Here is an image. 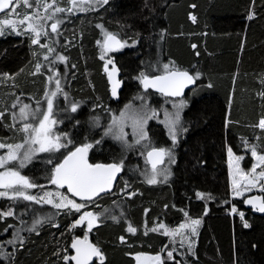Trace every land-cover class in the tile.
<instances>
[{"label": "trees", "instance_id": "obj_1", "mask_svg": "<svg viewBox=\"0 0 264 264\" xmlns=\"http://www.w3.org/2000/svg\"><path fill=\"white\" fill-rule=\"evenodd\" d=\"M29 3L35 11L36 3ZM101 29L131 44L111 60L119 81L116 96L105 71L108 61L100 57ZM48 42L66 58V68L58 67L64 87L80 102L62 121L71 145L54 163L75 146L91 144L89 162H115L122 170L111 191L85 201L51 183L48 154L31 159L20 168L36 185L30 194L61 190L85 207L76 212L0 197V264L64 263L72 235H84L73 227L84 211L99 216L89 237L101 249L103 264H134L133 255L141 252L159 254L163 264H264V215L252 214L245 196L232 199L237 212L229 215L227 180L229 148L243 157L244 169L252 162L246 143L264 154V130L256 125L264 118V0H108L69 15ZM42 59L29 36H0V141L21 140L5 109L14 96L42 95L45 76L34 71ZM160 61L196 79L183 97L168 98L186 100L175 143L162 123L147 122L149 147L172 149L175 156L171 177L152 184L141 178L143 150L123 149L103 134L100 119L142 92L140 74L157 73ZM146 93L157 108L166 99ZM187 218L200 220L191 238L172 230Z\"/></svg>", "mask_w": 264, "mask_h": 264}, {"label": "snow or ice", "instance_id": "obj_2", "mask_svg": "<svg viewBox=\"0 0 264 264\" xmlns=\"http://www.w3.org/2000/svg\"><path fill=\"white\" fill-rule=\"evenodd\" d=\"M73 7H80L82 4L86 3L87 0H71ZM104 3H107L108 0H103ZM16 0H0V11H3L9 8L11 5H14ZM24 3L31 7L32 5L29 3V0H24ZM52 7V5H45V10L47 11L48 8ZM82 10V9H81ZM13 13L15 9H12ZM55 12H63L65 9L62 8H55ZM67 11L71 12L72 8L67 9ZM54 15V13H53ZM32 17L25 15L24 19L20 21L23 24L25 21L31 20ZM47 19H52V16H48ZM193 19H195L193 17ZM0 24L10 26L17 35H20L21 32L16 28V22L10 19H4L0 21ZM58 23L51 24V29L53 32L57 31ZM98 27H100L98 25ZM39 25L29 23L26 31H31L35 33V38L32 39V44L39 43V37L41 36V32L38 30ZM4 32V28L0 27V35ZM47 35V33H44ZM105 47L109 48L111 46H120L123 47L124 44L121 43L113 34L105 33ZM42 47H48L47 45H41ZM195 47V46H194ZM49 53L55 51L54 49L48 47ZM103 59V55L101 56ZM44 59H48V56H45ZM66 58L64 56H58L57 60L64 61ZM108 63H111L109 61ZM164 74L157 75L153 78H149L144 73L140 74V82L143 84L144 88L147 89L149 87L157 89L159 92L163 93L166 96H180L183 92V89L186 87L187 84L193 83L196 77L190 75L187 71H181L176 69L175 67L169 66V64H164ZM37 71L41 69V65H36ZM107 65L105 67V71H107ZM116 72L115 66H113L112 71L109 72V80L113 81L112 85V95L116 96V89L119 86V81L113 80V74ZM51 79V77L49 78ZM61 91L60 88V81L59 79L56 80V91H52L50 94L46 93V102H47V110L42 113V119H39L38 124L33 125L31 123H23L21 131L26 134V139L23 144H8L5 145L0 143V148L7 147L9 149L7 156H0V168L4 167L11 161H16L18 159V153L20 149L24 148L25 145H29V147L19 156V165L20 167H24L26 161H30L32 158L33 153L39 152H56L59 151L62 147H67L66 144L61 143V137L58 135L52 134V126L56 123L55 120L51 119L53 115V107H54V98L58 95ZM183 101L180 102L179 105H176L177 109L183 106ZM16 107V105H13ZM77 104L72 103L71 111L75 112L77 110ZM126 109L130 107L129 105L125 106ZM28 109L29 105L24 104L19 109V119L20 120H27L28 119ZM3 114L0 113V116ZM126 112H121L120 117H113V124L110 126L109 131L105 133V135L110 134L111 129L113 127H119V135H116L115 138L117 140L122 141L125 145H127V141L124 139L123 133V126L121 121L124 120L126 117ZM153 115L155 113L153 112ZM180 120L179 111L175 113V119H169V132L173 138V142L175 143L176 134L173 125L178 123ZM147 123V117L144 118H132V125L134 129V133L136 136L139 137L137 139V143H140L141 140H145L148 137L147 132L145 131V125ZM258 127L264 130V118L259 121ZM70 142V141H69ZM33 145L38 147H32ZM130 147V145H127ZM247 148L250 149L251 155L256 158L258 161V165H253V172L255 173V169L258 166H264V154H261L258 151V146L253 144L246 143L245 145ZM91 144H84L81 147H77L75 151H69L67 155H63L62 161L55 162L53 159H49L48 163L54 164L52 169L51 175V183L57 185L60 188L66 187L67 191L70 192L73 196L79 197L81 200L92 201L94 198L99 197L101 193H104L111 189L113 181L116 178V174L121 171V164L112 163V164H90L87 160V152L88 149L91 148ZM228 155L230 160L232 158V149H228ZM165 156H171L170 150H166L164 148L153 149L147 153L148 163L151 164L153 175L148 179V183H155L156 176L155 173L157 172V164L163 163V158ZM155 157V158H154ZM236 159H242L237 157ZM247 175V174H246ZM257 178H264V167L260 168L258 173H255L253 177L248 180V187H256V179ZM15 185H20L24 188H33L36 187L35 184L31 183L26 177L22 176L19 171L8 169L6 171L0 172V187L3 188H13ZM233 190L234 194L239 196L242 193L239 191V186L234 181L233 182ZM264 190V189H262ZM5 195L4 192H0V196ZM16 195L23 196L26 200H33L37 203H53L51 199L52 193L45 192L42 197H35L32 195H25L22 191H16ZM59 197V202L54 204V207L61 208V207H68L70 206L76 212H80L85 205L76 203L74 200L68 199L62 193H56ZM200 196L201 194H197ZM246 203L253 204V200H247ZM253 207L261 212L264 213V199H261L259 206L257 207L253 204ZM233 213L237 212L235 207L231 210ZM5 215H11V212L5 213ZM187 215V213H185ZM240 217L244 219V213H240ZM99 219L98 215L92 212H85L83 215L79 217L78 220L75 221L76 225L82 224L85 220H87L89 231L91 230L93 223ZM39 223V221H36ZM200 224L199 219H193L190 222L192 233L195 235L197 228ZM248 227L247 224L244 225ZM163 225H160V228H163ZM186 225L181 224L180 228H185ZM131 232H135L136 229L129 227L128 229ZM154 231L157 229H153ZM171 234V233H165ZM123 239V238H121ZM9 243H12L10 241ZM191 242H189V248H191ZM71 248L75 250V255L68 256L65 255L63 259L65 260V264H68L69 261H74L75 264H90L93 257H99L101 260V264H103V255L101 250L98 247L93 246L88 242L87 234L85 235L83 240L74 239L71 244ZM168 257L170 259L173 258V254L171 251L168 252ZM139 260L140 258L137 257ZM146 259L154 260L157 264H162L160 255H156L154 257H147Z\"/></svg>", "mask_w": 264, "mask_h": 264}, {"label": "rangeland", "instance_id": "obj_3", "mask_svg": "<svg viewBox=\"0 0 264 264\" xmlns=\"http://www.w3.org/2000/svg\"><path fill=\"white\" fill-rule=\"evenodd\" d=\"M33 1L36 3L35 11L32 10V8L28 7L25 3L22 5V3H20L19 0H16V3L14 5H11L9 8H7L3 11H0V21H3L4 19H10V20L15 21L17 30L20 31L22 34L29 36L31 39V42H32V39L35 38V33L31 32V31H26L28 24L33 23V24L39 25L38 30L42 34L39 37V43L33 44L34 50L36 52L38 51L39 54H41V56L43 57V59L45 56H48L47 60L42 59V62L40 61V63H39L40 65H41V63L45 64L46 71H45V69L43 71V67H41V69L39 71H37L36 67L34 69L35 72H41L45 76L44 77V84H43V88H42V95L39 98H35L34 96L30 95L32 99H30V97H29V99L22 98L21 95H17V96H14L13 98H11V100L9 101V105L7 106L5 111L8 113L10 120H12L11 125H13L15 130L21 134V140H17L15 142L0 141V143H3L5 145H8V144L15 145V144H23L24 143V141L26 139V134L23 131H21L23 123H31L33 125L38 124L39 119H42V113L47 110L46 93L50 94L52 91H56V80L59 79L61 91L54 98L53 115H52L51 119L55 120L56 123L52 126V134L60 136L61 137V143L66 144L67 147H62L59 151H56V152H39V151H37V152L33 153L32 158H31V159H33L34 157L38 156L39 154L46 153V154H48L49 158L58 159L62 156L63 150L68 149L69 146L71 145L69 142L68 135L65 134V131L62 132V130H63L62 121L64 119H67V117L71 116L74 113L71 111L72 103H76L77 106L79 107L80 102L75 100V99H72L70 97V93L67 90H65L63 76H62V73L60 74V70L58 67L61 66L63 68H66L65 67V64H66L65 60L66 59L62 62L57 60L58 56H64L63 53L58 52L55 47H50V48L54 49L55 51H53L51 53H49V51H48V47H49L48 40L49 39L55 40L57 37V31L53 32V31L49 30L48 26H49L50 22L58 23V27H57V30H58L60 28L61 24L65 20H67V17L69 15H73L76 12L86 11V10H90L91 8H95L100 3H102L103 0H87L86 3L82 4L80 7H75V8L73 7L71 0H33ZM46 4L52 5V7L48 8L47 11L45 10ZM13 8L15 9L14 13L12 11ZM55 8H62V9H65V11L55 12L54 11ZM69 8H72L71 12L67 11V9H69ZM53 13H54V15H53ZM25 15L32 17V19L29 21H25L23 24H21L20 21L24 19ZM48 16H52V19H47ZM0 27L4 28L3 34L9 33V32H14L10 26L0 24ZM44 33H47V35H44ZM105 33H109V32H107L104 29H101L100 37L98 38L99 52H100V57L103 55V59L105 61L109 62L110 54L108 53V51L105 49V47L103 45V42L105 39ZM110 34H111V32H110ZM125 44L127 46L131 45L130 43H125ZM41 45H47L48 47H42ZM160 62L158 64V69H156L157 73L164 72L163 65L169 64L167 61H160ZM106 65H107V69H108L106 71V74H107V77L109 79V72L112 71V68L115 65L114 64H112V65L106 64ZM169 66H170V64H169ZM170 68H171V66H170ZM50 77H51V79H49ZM113 80L118 81L117 70L113 74ZM109 83L112 87L113 81L109 80ZM141 91L142 92L137 93L127 103L122 104L121 107L119 108V110L108 109L107 111L109 114L107 113L100 120L102 122H104L103 134L105 135V133L109 131L110 126H112V124H113V117L119 118L121 112H126L127 115L124 118V120L121 121V123L123 126V133L125 134L124 139L127 141V145H130V147L125 145L122 141L117 140L115 138L116 135H119V127H113L111 129L110 134L105 135V136L111 138L113 141L118 143L123 149H131L132 147L138 146V147H140L139 149L143 150V153L145 154V151L148 148H150L149 143H148V139L141 140L140 143L136 142L137 139H139V137L136 136L134 133V129H133V125H132V118H134V117L135 118L147 117V122L151 119H154V120L162 123L163 126L166 128L169 137L173 140V138L169 132L168 121H169V119H173V120L175 119V113L177 111H179V116L181 115V110L185 106L186 100L185 99L174 100V99L166 98L163 101L162 105L159 108H157L151 104V102L149 100V96L146 93V91H143V90H141ZM181 101L184 102L183 106H181L179 109H177L176 105H179ZM24 104L29 105L28 119L27 120H20L19 119V109ZM13 105H16V107H13ZM126 105H129L130 107H128L126 109V107H125ZM78 107H77V109H78ZM153 112L155 113V115H153ZM98 123H100L99 120H98ZM179 123H180V120L178 123L173 125L174 130H175V134H176V138H177L179 127H180ZM146 125H147V123H146ZM146 125H145V131H146ZM28 147H29V145H25L24 148L20 149V152L18 153V159L16 161H13V162H15V165L10 166L9 163H11V162H9L4 167L0 168V172L6 171L8 169L17 170L20 172L21 167L19 165V156ZM32 147H38V146L33 145ZM166 150H170L171 156L170 157L166 156L164 163L157 167V172L155 173V176H156V182L155 183L160 182V181H162V182L166 181L171 177L172 166H173L174 161H175V156H174L172 149H166ZM8 151H9V149L7 147L0 148V156H7ZM250 155H251V151H250ZM237 157H240L243 159L242 156H236V155L234 156L232 154V158L230 160V157H229L228 151H227V180H228L229 199H231V201H232V199L235 197L246 196L247 194H251V192H254V193L256 192V193H260V194L264 195V190H262V189H264V178H257L256 179V181H257L256 187L249 188L248 186L244 185V183L247 179H251L253 177V175L255 173H258L260 171V168L264 167V166H258L255 169V173H254L253 172V165H258V161L256 160L255 157H253L251 155L252 162H251V165L248 169L243 168V162L241 161L242 159H236ZM28 162L29 161H26L25 164H27ZM143 163H144L145 167H143V169H142L141 178L145 182L148 183V179L154 173H153L152 168H150L146 164L145 158H143ZM20 174H21V172H20ZM234 181L239 186V191L242 193V195L237 196L234 194V190H233V182ZM152 184H154V183H152ZM17 190L24 192L25 195H32V196H35L37 198L42 197L45 193L42 191H38L36 194H30L28 188H24L20 185H15L13 188L0 187V192L5 193V195H2L0 197H23V196L16 195ZM56 193H62L68 199L74 200L73 198L69 197L66 192H62L61 190H59ZM56 193H53V195L51 197V199L53 200V203H47V204H51L54 206L55 203L59 202V197L56 195ZM74 201L76 203H79L76 200H74ZM40 203H43V202H40ZM61 208L72 209L70 206L61 207ZM232 208H233V205L230 206V208H229V215L234 214L231 211ZM85 212H92V211L81 212L79 214L77 220ZM241 212L242 211L238 212L239 216H240ZM92 213H94V212H92ZM193 219H197V218H187V219L179 221L178 224L176 226H174L172 230H174V228H175V231L177 233H180L182 237H185L184 235H189L191 238L194 235L192 233L191 226H190V222ZM97 223H98V220L93 223V226H95ZM181 224L186 225V227L181 229L180 228ZM76 227L80 228V231L82 234H84V235L87 234V236H89L90 231L88 228L87 220H85L82 224L76 225ZM196 228H197V226H196ZM73 236H75V234H73L72 237ZM69 255H70V251L68 253V256ZM156 255H159V254H151V253H143V252L136 253L133 255L134 264H152V262L154 260H149L146 258L147 257H154ZM137 257H139L140 259L138 260ZM161 262H162V259H161ZM62 264H65V260H64V263H62ZM68 264H71V262L69 261Z\"/></svg>", "mask_w": 264, "mask_h": 264}, {"label": "water", "instance_id": "obj_4", "mask_svg": "<svg viewBox=\"0 0 264 264\" xmlns=\"http://www.w3.org/2000/svg\"><path fill=\"white\" fill-rule=\"evenodd\" d=\"M54 22H50L49 23V29L52 31V29H51V24H53ZM115 36V35H114ZM119 41H121L117 36H115ZM105 40H106V38L104 39V47H105ZM121 43H122V41H121ZM106 48V47H105ZM118 48H120V46H111L110 45V47L109 48H107V49H118ZM178 70H181V71H187L190 75H192L188 70H185V69H178ZM164 74V72L163 73H156V74H153V75H150V76H148L149 78H153V77H155V76H157V75H163ZM193 76V75H192ZM194 84H195V80H194V82L193 83H190V84H187L186 85V87L183 89V92H182V94L180 95V96H166V95H164L163 93H161V92H159L157 89H155V88H152V87H149V88H147V89H145L144 88V86H143V84L141 83V82H139V85H140V88H141V90H143V91H152V92H155V93H158V94H160V95H162V96H164V97H169V98H181V97H183L184 95H185V93H186V91H188V90H190L193 86H194ZM84 144H80V145H77V146H75L73 149H71L70 151H75V149L77 148V147H81V146H83ZM160 147H152V148H149L146 152H145V154H144V158H145V161H146V164L150 167V168H152L151 167V164L150 163H148V157H147V153L149 152V151H152L153 149H159ZM88 153H89V149H88V152H87V160H88ZM67 155V154H66ZM155 158V157H154ZM165 159H166V156L163 158V163H164V161H165ZM60 161H62V159L60 160ZM88 162H89V160H88ZM90 164H112V163H115V162H110V163H104V162H96V163H92V162H89ZM163 163H158L157 164V167L158 166H160V165H162ZM121 170H122V167H121ZM121 173V171L120 172H118L117 174H116V178L118 177V175ZM116 178H115V180H116ZM115 180L113 181V184H112V187H111V189L110 190H108V191H106V192H104V193H107V192H109V191H111L112 190V188H113V185H114V183H115ZM57 186V185H56ZM58 187V186H57ZM60 188V187H59ZM63 189H65L66 191H67V188L66 187H63ZM68 192V191H67ZM70 195H72L70 192H68ZM104 193H101L100 195H102V194H104ZM73 196V195H72ZM74 198H76V199H78V200H81L79 197H75V196H73ZM261 199H264V196L262 195V194H258V193H252V194H248V195H246L244 198H243V204H244V206L246 207V208H248L251 212H252V214H256V215H264V213H261V212H259V211H257L254 207H253V204H255L257 207L259 206V204H260V201H261ZM247 200H253V204H249V203H246L245 201H247ZM86 201V200H85ZM84 237H85V235H75V236H73V237H71V239H70V241H69V244H68V249H69V251H70V255L69 256H73V255H75V250L74 249H72L71 248V244H72V241L74 240V239H80V240H83L84 239ZM88 237V242L90 243V244H92L93 246H95V247H98L91 239H90V237L89 236H87ZM99 248V247H98ZM100 249V248H99ZM101 250V249H100ZM101 253H102V251H101ZM102 255H103V253H102ZM97 260H100V258L99 257H93L92 258V261H90V264H93L95 261H97ZM71 262V264H75V262L74 261H70ZM152 264H157V262L156 261H153L152 262Z\"/></svg>", "mask_w": 264, "mask_h": 264}, {"label": "flooded vegetation", "instance_id": "obj_5", "mask_svg": "<svg viewBox=\"0 0 264 264\" xmlns=\"http://www.w3.org/2000/svg\"><path fill=\"white\" fill-rule=\"evenodd\" d=\"M122 44H124V46L123 47H121V48H118V49H106L107 51H108V53L110 54V58H109V61H113V56H114V54H116V53H118V52H121V51H123L124 49H126V48H128V47H131V46H127L124 42H122ZM108 65H112V63H108Z\"/></svg>", "mask_w": 264, "mask_h": 264}, {"label": "built area", "instance_id": "obj_6", "mask_svg": "<svg viewBox=\"0 0 264 264\" xmlns=\"http://www.w3.org/2000/svg\"><path fill=\"white\" fill-rule=\"evenodd\" d=\"M248 180H250V179H247L246 181H245V183H244V185H246V186H248ZM257 181H255V183H256ZM230 206H232V201H231V199H230Z\"/></svg>", "mask_w": 264, "mask_h": 264}, {"label": "crops", "instance_id": "obj_7", "mask_svg": "<svg viewBox=\"0 0 264 264\" xmlns=\"http://www.w3.org/2000/svg\"><path fill=\"white\" fill-rule=\"evenodd\" d=\"M261 119H262V118H259V119H258L257 124H256L257 127H258V125H259V121H260Z\"/></svg>", "mask_w": 264, "mask_h": 264}]
</instances>
